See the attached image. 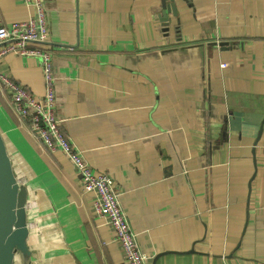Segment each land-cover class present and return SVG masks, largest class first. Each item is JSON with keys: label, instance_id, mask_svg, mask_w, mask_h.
I'll return each mask as SVG.
<instances>
[{"label": "crops", "instance_id": "1", "mask_svg": "<svg viewBox=\"0 0 264 264\" xmlns=\"http://www.w3.org/2000/svg\"><path fill=\"white\" fill-rule=\"evenodd\" d=\"M45 2L61 129L115 180L150 264H264V0ZM30 10L0 0V23ZM0 70L43 96L36 57ZM0 126L39 215L29 264H126L95 194L1 84Z\"/></svg>", "mask_w": 264, "mask_h": 264}, {"label": "built area", "instance_id": "2", "mask_svg": "<svg viewBox=\"0 0 264 264\" xmlns=\"http://www.w3.org/2000/svg\"><path fill=\"white\" fill-rule=\"evenodd\" d=\"M31 10L26 20L10 25L0 23V59L6 54L36 57L44 74V94L37 99L23 84L0 70V84L10 96L18 119L27 121L30 130L51 152L61 151L80 176L85 191L95 194L93 209L110 226L120 244L126 264H150L152 255L141 249L138 233L120 201V190L111 175L94 172L89 159L61 129L64 118L58 114L56 72L53 51L44 46L49 35L45 0H22ZM34 210V209H33Z\"/></svg>", "mask_w": 264, "mask_h": 264}, {"label": "water", "instance_id": "3", "mask_svg": "<svg viewBox=\"0 0 264 264\" xmlns=\"http://www.w3.org/2000/svg\"><path fill=\"white\" fill-rule=\"evenodd\" d=\"M176 13L175 4L163 8ZM164 12L163 15H165ZM29 189L15 174L12 157L0 128V264H29L30 224L27 209Z\"/></svg>", "mask_w": 264, "mask_h": 264}, {"label": "rangeland", "instance_id": "4", "mask_svg": "<svg viewBox=\"0 0 264 264\" xmlns=\"http://www.w3.org/2000/svg\"><path fill=\"white\" fill-rule=\"evenodd\" d=\"M3 132V135H4V138L6 140V137H7V140L9 141V137L7 136V134L5 133L4 134V130H2ZM6 135V137H5ZM18 136V135H17ZM20 137L22 138L23 136L20 135ZM8 141L6 142L7 143V147H8V150H9V153L11 155V157L13 158V164H14V153H13V150L12 148L10 147ZM14 169H15V174L17 175V178L19 179V181L21 182H25L27 184V181L23 180L22 178V175H21V171H20V168L14 166ZM27 209H28V204H27ZM28 215L29 217H31V221L29 222V224L31 225L30 229H31V233H34V234H40L41 233V228H40V225H39V215H38V212L36 210H31V209H28Z\"/></svg>", "mask_w": 264, "mask_h": 264}, {"label": "trees", "instance_id": "5", "mask_svg": "<svg viewBox=\"0 0 264 264\" xmlns=\"http://www.w3.org/2000/svg\"><path fill=\"white\" fill-rule=\"evenodd\" d=\"M1 104L3 105V107L5 108V110L7 111V113L14 119V117H13V115L10 113V111L6 108V106H5V104H3L2 102H1ZM15 120H16V118H15ZM1 127V126H0Z\"/></svg>", "mask_w": 264, "mask_h": 264}]
</instances>
